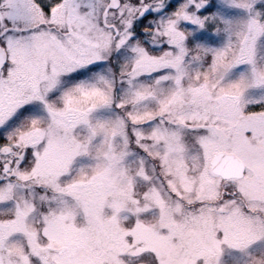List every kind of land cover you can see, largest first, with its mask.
I'll return each mask as SVG.
<instances>
[{
  "label": "snow or ice",
  "instance_id": "obj_1",
  "mask_svg": "<svg viewBox=\"0 0 264 264\" xmlns=\"http://www.w3.org/2000/svg\"><path fill=\"white\" fill-rule=\"evenodd\" d=\"M0 264H264V0H0Z\"/></svg>",
  "mask_w": 264,
  "mask_h": 264
}]
</instances>
